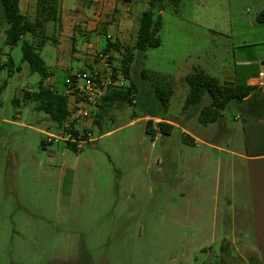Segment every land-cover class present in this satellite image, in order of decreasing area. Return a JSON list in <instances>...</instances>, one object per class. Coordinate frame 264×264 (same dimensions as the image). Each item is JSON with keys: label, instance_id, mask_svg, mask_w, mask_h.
I'll return each instance as SVG.
<instances>
[{"label": "rangeland", "instance_id": "obj_1", "mask_svg": "<svg viewBox=\"0 0 264 264\" xmlns=\"http://www.w3.org/2000/svg\"><path fill=\"white\" fill-rule=\"evenodd\" d=\"M35 1L24 10L30 20ZM133 1L139 15L144 5ZM79 2L87 8L73 10L76 0H66L61 12L91 17L94 4ZM162 3L156 47L131 48L136 20L129 15L133 30L116 44L112 63L119 66L130 47L126 79L136 91L131 103L103 112L93 140L78 150L47 142L56 124L22 100L41 78L21 60V42L38 37L25 34L6 45L0 14V264H264L263 191L253 190L251 180V165L258 164L251 156L264 152V121L252 123L236 101L221 122L204 125L198 106L183 107L184 78L194 69L240 84L264 70V24L255 19L264 0H180L174 9L171 0ZM64 16L45 23L39 50L50 72L42 83L58 92L66 75L83 66L70 49L71 39L80 44L83 36L70 37ZM98 16L113 34L116 26L106 25L116 16ZM89 40L99 50L105 42L94 33ZM141 69L172 89L166 107ZM161 119L171 123L167 134L158 131Z\"/></svg>", "mask_w": 264, "mask_h": 264}, {"label": "trees", "instance_id": "obj_2", "mask_svg": "<svg viewBox=\"0 0 264 264\" xmlns=\"http://www.w3.org/2000/svg\"><path fill=\"white\" fill-rule=\"evenodd\" d=\"M18 1L0 0V14L5 24L4 43L9 46L14 45L25 34L38 37L35 43L22 39L21 60L27 63L30 71L37 73L41 78L35 90H26L22 93V100L33 102L34 107L46 113L58 127L67 114V98L62 92H58L42 83V79L49 76L50 72L40 56L39 50L47 39L44 34L45 23L48 21L53 23L58 22L59 0H36L34 17L31 20L20 11ZM176 1L179 2L180 0H171L170 8L175 6ZM163 8L164 4L162 0H147V7L139 15L134 43L131 46L132 49L143 51L160 44L156 33L160 28V11ZM255 19L258 22H263L264 11H261ZM110 47L116 50L117 45L107 40L104 49ZM131 60V49L130 47H125V53L120 59L119 64L125 77L128 76ZM140 75L145 79L153 81L154 96L160 101L163 107H166L172 93V89L166 80L146 69H141ZM184 80L188 89L183 101V107L198 106L197 120L203 125L218 121L222 116V111L230 101L240 102L254 89L253 85L229 81L220 82L217 78L206 74L202 69H194L185 76ZM134 91H136L135 84L132 80H129L124 87L105 94L99 104V111L95 114L94 126L101 127L102 114L111 104L118 102L131 103V96ZM204 95H207L208 99L205 103H201ZM12 102L18 104L16 98H13ZM150 122V119L146 120V124ZM156 124L160 133H169L171 123L161 119ZM145 132L151 135L154 133L152 129L147 127H145ZM184 139L190 141L191 137L185 136ZM65 145L74 149L68 144Z\"/></svg>", "mask_w": 264, "mask_h": 264}, {"label": "crops", "instance_id": "obj_3", "mask_svg": "<svg viewBox=\"0 0 264 264\" xmlns=\"http://www.w3.org/2000/svg\"><path fill=\"white\" fill-rule=\"evenodd\" d=\"M143 6L144 10L147 7V0H139ZM29 0H19L18 6L22 13H24V10H26L27 4ZM133 0H105L104 2L101 0V7L97 8L93 5L94 11L93 15L91 17H86L85 15L82 16L79 20H76L74 18V14H68V12L65 11L61 12V8L63 7V4L66 3V0H59L58 4V10L59 14H62L64 17L63 23L66 27V31L69 32L70 37H73L75 33H80L83 38L81 39L80 44L74 42V39H71V55L73 58L80 59L83 62V66L79 67L78 69H89L92 66L96 65L97 60L93 57V52L98 49V42L95 40L94 42L89 40V33H94L96 35H103L105 38V42L102 46L104 48L107 40L114 42L117 44L118 42H122V40L126 39L133 30V23L132 18L129 16L131 13L134 14L135 17V30H137L138 25V19L141 11L139 12V15L137 12L134 11L133 6ZM89 3H91V0H89ZM92 4V3H91ZM81 8L82 10L87 8V4L83 2L76 3L73 6V10ZM102 15L104 13H110L113 14V16H116V20L111 24H108L106 26L111 27L112 25L116 26V31H114L113 34L106 33L104 31L105 29L102 27V21L98 13H101ZM136 13V14H135ZM264 24V21L261 22ZM251 26H253V23H250ZM105 26V28H106ZM136 35V32H135ZM109 38H108V37ZM135 39V36H134ZM134 42V41H133ZM101 50V49H100ZM115 57V56H114ZM255 78V77H254ZM253 79L245 80L242 84H248L253 85ZM232 79L230 76H226L224 81L232 82ZM240 107L242 108V111L245 113V115L250 116V121L252 123H257L256 120L264 121V90L259 89L254 86V89L240 102H238ZM223 116L218 120L221 122ZM169 122L168 120H166ZM221 126V123H220ZM252 160L255 162H258L256 165H251V180H252V189L259 191H263V198H264V152L257 153L256 155L251 156ZM256 191V192H257ZM256 192L253 194L255 195ZM259 196V193L257 194Z\"/></svg>", "mask_w": 264, "mask_h": 264}, {"label": "built area", "instance_id": "obj_4", "mask_svg": "<svg viewBox=\"0 0 264 264\" xmlns=\"http://www.w3.org/2000/svg\"><path fill=\"white\" fill-rule=\"evenodd\" d=\"M91 3L101 7V0H91ZM116 53L112 47L95 50L96 65L89 69L77 68L66 75L61 92L67 98V114L56 134L46 133L47 142L61 140L78 150L84 142L93 140L94 117L102 98L108 92L127 85L120 67L112 63ZM253 84L264 90V70H258Z\"/></svg>", "mask_w": 264, "mask_h": 264}]
</instances>
